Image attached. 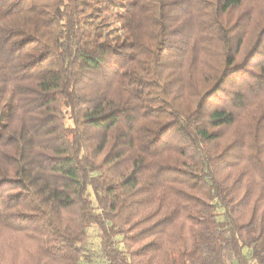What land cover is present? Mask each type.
Returning a JSON list of instances; mask_svg holds the SVG:
<instances>
[{
    "label": "trees",
    "instance_id": "trees-1",
    "mask_svg": "<svg viewBox=\"0 0 264 264\" xmlns=\"http://www.w3.org/2000/svg\"><path fill=\"white\" fill-rule=\"evenodd\" d=\"M0 264H264V0H0Z\"/></svg>",
    "mask_w": 264,
    "mask_h": 264
},
{
    "label": "rangeland",
    "instance_id": "rangeland-1",
    "mask_svg": "<svg viewBox=\"0 0 264 264\" xmlns=\"http://www.w3.org/2000/svg\"><path fill=\"white\" fill-rule=\"evenodd\" d=\"M71 126V123H68ZM98 229L92 228L90 230L91 240H90V248L93 253L100 252V240L98 238Z\"/></svg>",
    "mask_w": 264,
    "mask_h": 264
}]
</instances>
